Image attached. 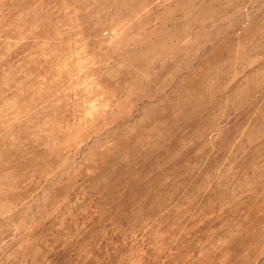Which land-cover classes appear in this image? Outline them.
<instances>
[{
	"label": "rangeland",
	"instance_id": "374dc122",
	"mask_svg": "<svg viewBox=\"0 0 264 264\" xmlns=\"http://www.w3.org/2000/svg\"><path fill=\"white\" fill-rule=\"evenodd\" d=\"M0 264H264V0H0Z\"/></svg>",
	"mask_w": 264,
	"mask_h": 264
}]
</instances>
